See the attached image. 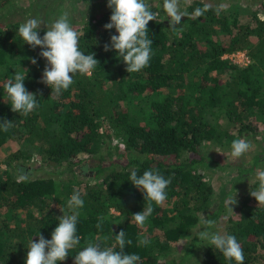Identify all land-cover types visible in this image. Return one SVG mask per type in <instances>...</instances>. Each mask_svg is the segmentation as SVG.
Returning <instances> with one entry per match:
<instances>
[{
    "label": "trees",
    "instance_id": "16d2710c",
    "mask_svg": "<svg viewBox=\"0 0 264 264\" xmlns=\"http://www.w3.org/2000/svg\"><path fill=\"white\" fill-rule=\"evenodd\" d=\"M13 1L0 0V8ZM205 4L210 6L209 10L199 18L187 16L185 28L178 31L170 30V22L159 17L150 21L149 66L129 74L114 50H104L106 44L110 45L111 36L118 35L115 28H104L110 23L111 9L93 14L75 31L79 34L80 50L86 55L94 53L99 65L91 74H75L69 89L51 98V88L41 83L47 65L40 56L42 49L31 48L19 37L22 22L0 24V64L6 67L0 72V122L13 123L8 132L0 130V147L9 140L25 139L37 147L42 161L61 168L58 176L32 177L33 170L26 166L30 155L23 151L0 161V210L6 209L0 215V264H25L30 239L38 242L39 235L51 239L62 216L54 206L60 199L57 177L74 174L77 178L86 168L101 181L94 186L87 182L84 191L70 188L71 194L79 191L84 201L77 223L81 243L92 235L108 234V246H112L115 235L125 231L126 240L130 239L132 244L126 245L124 251L138 254L139 264H158L155 251L165 252L199 223V213L214 191L201 173L209 160L202 146L253 138L260 128L255 120L264 116V20L256 16L254 23L239 24L203 1H195L189 7L190 13ZM45 32L46 28L41 27L39 36L43 38ZM242 49L248 51L253 61L246 67L222 58ZM30 59L37 63L29 64ZM22 69H27L25 88L36 94L39 102V107L27 116L12 112L4 91L8 80ZM187 73L198 75L200 91H208L209 106L220 108L228 117L230 126L225 128L224 135L215 123L205 119L203 100L187 95L182 85L176 93L169 92L152 102L145 123L136 122L135 116L121 105L132 96L161 93ZM223 76L228 79L225 85ZM112 134L121 135L125 141L123 159L110 158L112 148L120 151L118 145H108L107 156H98L101 140L110 139ZM81 153L90 155L89 164L94 159V165L83 164ZM2 165L5 168L1 169ZM133 168L138 175L154 169L165 178L172 177L166 201L154 205V212L143 227L131 220L132 215L143 211L145 203L144 194L129 181ZM21 170L28 173L25 181L18 179ZM30 208L36 209L38 215ZM112 208L124 217L116 230L105 217ZM240 212L239 220L230 219L232 224L225 234L236 236L244 252V264H264V205L244 204ZM101 218L102 228L98 230L96 224ZM142 238H147L149 244L140 245ZM198 241L199 238L189 241L184 261L195 254ZM75 254L76 249L67 258L74 260ZM200 264L235 262L226 261L222 253L208 247Z\"/></svg>",
    "mask_w": 264,
    "mask_h": 264
},
{
    "label": "clouds",
    "instance_id": "9594fccd",
    "mask_svg": "<svg viewBox=\"0 0 264 264\" xmlns=\"http://www.w3.org/2000/svg\"><path fill=\"white\" fill-rule=\"evenodd\" d=\"M180 0H163V11L170 21V30H177L182 18L191 15L199 18L210 8L205 4L203 8H196L191 14L180 10ZM107 7L111 9L110 23L104 25L106 30L115 28L118 35L111 36L110 45L106 44L104 50H114L118 58L126 65L127 73L139 72L149 66L152 56V40L149 38L147 25L155 21L158 12H153L146 0H108ZM42 22L39 19H28L18 28V35L24 43L35 49L41 48L40 56L47 61L42 74L41 83L51 88V96H60L74 83L73 76L79 74H91L99 65L94 58L95 54H85L79 48V34L72 27L68 14L59 16L41 38L39 30ZM36 64L35 59L31 60ZM27 69L16 71L13 78L4 85L11 110L14 113L27 116L39 107L36 94L29 93L25 88ZM13 127L12 122H0V130L8 132ZM231 156L240 158L248 153L252 145L245 139H235L231 143ZM20 181L28 179V173L22 170L18 176ZM256 180L258 188L250 191L258 204H264V169H257ZM129 181L144 194L143 211L131 216V220L143 227L154 212V205L160 206L167 199V188L171 184L172 177L165 178L158 170H145L138 175L137 169L130 170ZM237 195V194H236ZM236 204V196L229 195L225 200V206L229 213L233 214L231 206ZM67 212L58 218V226L51 234V239L46 240L39 235L38 242L29 241L25 264H61L69 256V252L76 249L82 237L77 234V223L80 209L84 207V201L79 191H74L67 200ZM227 217H225L226 219ZM103 220L96 224L99 230ZM205 230L200 231V241L206 242L208 247L215 248L226 261L235 264H244V252L236 236L221 234L211 231L216 226V220L205 219ZM108 237H105L107 240ZM130 239L126 240V232L121 231L115 235V243L112 246L101 247L97 243L86 241L82 250L74 255V264H139L138 254H129L124 251L126 245H131ZM140 245H148L149 240L142 238ZM119 250H116V248Z\"/></svg>",
    "mask_w": 264,
    "mask_h": 264
},
{
    "label": "rangeland",
    "instance_id": "374dc122",
    "mask_svg": "<svg viewBox=\"0 0 264 264\" xmlns=\"http://www.w3.org/2000/svg\"><path fill=\"white\" fill-rule=\"evenodd\" d=\"M195 1H203L216 7L224 16L230 19L237 20L239 24H251L254 23L257 16L260 20H264V0H180V10L189 14V7L194 4ZM146 2L152 8V11L158 12L157 17L162 20L168 21L167 15L163 11V0H146ZM108 0H14L9 6L4 9L0 8V24H8L12 22L25 23L28 19H39L42 22L43 28H47L53 23L59 16L64 13L68 14L70 23L74 30L76 27L82 26L93 14L102 13L109 10L107 7ZM187 17V16H186ZM182 18L181 25H177V31L185 28V18ZM246 50V49H245ZM30 59L28 62L31 63ZM34 65V64H32ZM40 65V64H39ZM38 65V66H39ZM41 67V65H40ZM6 67L4 64H0V72H4ZM203 70L200 71L202 74ZM227 77L223 76L222 82L226 84ZM169 88L163 89L161 93L148 94L145 93L143 97L132 96L130 101H123L121 105L127 108L134 115L135 121L138 123H145L146 116L151 114V104L155 100L162 99L164 96L170 93H176L178 87L183 86V90L187 95L193 97H200L203 100L205 119L211 123H215L218 130L224 135L225 128L230 126L228 124V117L221 111L220 108L209 106V95L207 89L200 91L202 86L197 74L187 73L183 78L173 80ZM178 85V86H177ZM255 122L260 126L259 132L255 137H242L252 145L251 150L240 158H233L231 156V144L227 141L224 143H206L202 146L203 154L209 159L205 164L201 173L204 174L206 180H208L213 187V195L203 211L199 213V223L194 225L190 232H188L178 243L169 247L165 252H157L155 254L159 257L158 264H170L171 261H175L176 264H200L201 259L204 257L205 251L208 245L204 241H198L195 244V254L189 256L184 261L186 256V246L193 238H199L200 231L205 230V219L216 220V226L211 231H218L221 234H225L228 227L232 224L230 219L239 220L241 218V206L248 204L251 206L261 207L264 204H258L255 198L250 195V191L258 188V181L256 180L257 169H264V116H260ZM118 145L119 152H115L112 155V159L122 157L123 150L126 149V144L121 135L112 134L111 138L102 139L100 142V152L98 156L106 154L107 146ZM23 151L27 155H30L31 160L26 166L31 167L33 172L32 177H45V176H58L56 173L61 169L60 167L48 164L42 161L39 157V152L36 146L30 144L25 139L9 140L0 147V161H4L5 158L15 152ZM131 157V155H128ZM80 157L84 160L83 164H89L88 154L81 153ZM255 162V167L253 166ZM90 166L94 165V159L90 162ZM253 166V167H252ZM5 168L2 165L1 169ZM74 174L70 176L62 175L57 177L59 185V201L55 203V208L61 213H66L67 200L71 197L70 188H80L81 191L85 190V184L88 182L90 186H94L101 180L93 178V171L86 168L85 172L81 175ZM75 178V179H74ZM79 180V181H78ZM82 181V182H80ZM63 186V187H61ZM237 194V195H236ZM231 195L236 196V204L231 206L233 208V214L229 213L225 206L226 198ZM32 212L38 215V212L34 208H30ZM81 212V209L79 210ZM6 212V209L0 210V215ZM24 214V211L21 212ZM9 216L14 215L9 213ZM112 223V229L116 230L121 221L124 219L118 211L111 209L106 215ZM225 217H227L225 219ZM147 222L145 223V225ZM108 234L92 235L86 241L99 244L101 247H107L109 245L108 240L105 237H109ZM85 241V242H86ZM85 242L81 243L76 252L82 250L85 246ZM28 252V249L26 250ZM27 256V254H26ZM61 264H74V260L66 258Z\"/></svg>",
    "mask_w": 264,
    "mask_h": 264
},
{
    "label": "built area",
    "instance_id": "2783aa9c",
    "mask_svg": "<svg viewBox=\"0 0 264 264\" xmlns=\"http://www.w3.org/2000/svg\"><path fill=\"white\" fill-rule=\"evenodd\" d=\"M223 59L229 60L231 63L239 65L241 67H246L250 65L253 61L247 50H236L230 53H226L222 56Z\"/></svg>",
    "mask_w": 264,
    "mask_h": 264
}]
</instances>
